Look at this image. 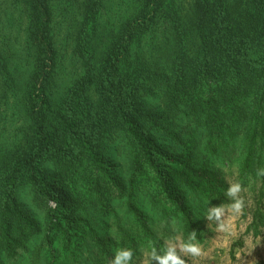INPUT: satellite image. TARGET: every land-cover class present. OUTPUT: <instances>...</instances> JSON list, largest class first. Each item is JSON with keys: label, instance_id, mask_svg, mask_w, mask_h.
I'll use <instances>...</instances> for the list:
<instances>
[{"label": "trees", "instance_id": "obj_1", "mask_svg": "<svg viewBox=\"0 0 264 264\" xmlns=\"http://www.w3.org/2000/svg\"><path fill=\"white\" fill-rule=\"evenodd\" d=\"M128 3L100 52L105 0H27L23 80L0 51V120L12 98L22 121L13 141L0 143V264L23 253L29 264H70L81 249L87 261L104 264L143 242L163 255L168 247L145 204L199 238L187 193L228 189L211 166L216 141L240 142L244 174L261 168L264 0ZM60 12L75 59L64 86ZM25 190L42 216L23 201ZM263 200L261 192L246 230L254 237L264 227ZM90 207L95 213L82 216ZM110 217L115 236L106 233Z\"/></svg>", "mask_w": 264, "mask_h": 264}, {"label": "rangeland", "instance_id": "obj_2", "mask_svg": "<svg viewBox=\"0 0 264 264\" xmlns=\"http://www.w3.org/2000/svg\"><path fill=\"white\" fill-rule=\"evenodd\" d=\"M26 4L27 0H0V51L7 55L11 71L17 74L21 80L25 78L27 71L25 65L27 56L24 52L27 26ZM130 8L128 0H105L104 11L97 21L96 44L100 52L109 42L111 30L117 29L123 16ZM58 20L60 22L58 24L60 31L58 45L64 58L63 65L59 69V77H61V83L64 86L74 73L75 59L69 46L70 37L67 31L69 22L63 20L61 12ZM64 22L66 24H63ZM13 103L15 102L11 98L12 109H8L7 117L0 120V143L3 145H9L13 141L15 133L22 123L20 114L13 110ZM216 143L219 145V155L212 159L214 164L211 166L217 172V179L223 181L227 188L233 183L240 182L242 184V191L238 196L243 200V207L239 211L235 210L232 207L233 201L222 200L226 197L231 200L230 196L219 189H216L211 196H209L208 189H201L197 193L188 192L186 200L193 207L200 237L187 234L180 221H169L159 208L145 204L144 208L149 215L151 229L162 236L168 248L174 247L176 252L185 258V264H264V227L258 237L246 234L247 227L252 223L260 193H264V175H257V167L249 174L243 173L240 159L243 147L240 142L237 143V146L234 142L222 139ZM202 152L201 149L200 156ZM118 163H123V159H118ZM46 168L51 170L53 167L51 164H47ZM261 168H264V160L261 163ZM86 191L87 189L80 191V200L86 198ZM22 199L37 215L42 216L40 211L33 208L34 200L29 190H25ZM145 201L146 199L142 200L144 203ZM210 206H220L223 209L222 214L218 218L210 219L208 217ZM114 207L122 217L126 218V212L120 203L115 202ZM94 213V209L90 207L82 212V216L89 217ZM95 217L98 224L106 221L101 212L96 213ZM107 224L110 226L109 231L106 232L108 235L115 236L119 233L113 217L107 220ZM126 226L128 228V225ZM138 242H142V240L139 239ZM188 242L195 244L200 249L199 255H192L184 251L183 245ZM136 245L130 264H149L148 257L152 251L150 243L143 242ZM115 252L106 256L104 264H111ZM76 253L73 258L75 261L76 257V261L70 264H93L85 259L87 254L85 249H81L77 256ZM25 257L26 254L23 253L11 260L9 264H29ZM62 257L66 258L67 256L63 255ZM61 261L63 263L64 260ZM150 264H158V262L153 259Z\"/></svg>", "mask_w": 264, "mask_h": 264}, {"label": "clouds", "instance_id": "obj_3", "mask_svg": "<svg viewBox=\"0 0 264 264\" xmlns=\"http://www.w3.org/2000/svg\"><path fill=\"white\" fill-rule=\"evenodd\" d=\"M257 175H264V168L257 170ZM242 191V184L240 182L233 183L227 189V194L233 198L232 207L239 211L243 207V200L238 196ZM223 212L220 206H210L208 217H219ZM184 251L191 253L192 255H199L200 249L193 243L188 242L183 245ZM133 251L128 248L118 249L111 261V264H130ZM156 260L158 264H185L180 256L177 255L174 247L168 248L163 255L159 254L155 250L151 251L148 257L149 264L151 260Z\"/></svg>", "mask_w": 264, "mask_h": 264}]
</instances>
